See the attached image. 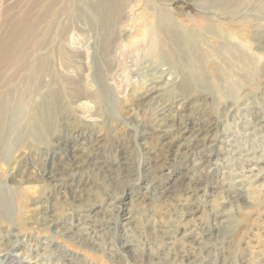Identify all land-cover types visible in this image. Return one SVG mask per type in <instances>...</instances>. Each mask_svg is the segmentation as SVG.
I'll return each mask as SVG.
<instances>
[{"label":"rangeland","instance_id":"obj_1","mask_svg":"<svg viewBox=\"0 0 264 264\" xmlns=\"http://www.w3.org/2000/svg\"><path fill=\"white\" fill-rule=\"evenodd\" d=\"M100 1L3 63L0 264H264V0Z\"/></svg>","mask_w":264,"mask_h":264},{"label":"bare ground","instance_id":"obj_2","mask_svg":"<svg viewBox=\"0 0 264 264\" xmlns=\"http://www.w3.org/2000/svg\"><path fill=\"white\" fill-rule=\"evenodd\" d=\"M18 1L19 0H14V2H12V4L15 5V3H17ZM103 2L107 3V0H103L102 2L100 1L99 6H101V7L98 8V11L102 12V14H103V12H106L105 9L103 10V8L105 6V4ZM40 8H41V10H42V8H44V11H41ZM53 8H54L53 4L52 5L47 4L46 0H36V2L34 4H32L30 7L26 8L25 10H23L21 15L18 16L15 23L13 24V30H11V32L6 33V34L2 33L0 35V73L2 72V69H3V67H2L3 63H7L9 66L7 71L9 72V75H10V81H15V77L22 70V68H20V67H19L20 69H17L16 63L19 62V60L24 57V54L26 51L22 47V44H24V41H26V39H27V40H29L28 43L30 45H32L33 42L35 41V38H36L35 32L38 30V28L40 27L41 24L46 23V22L48 24V21H49V25H50L51 29H53L55 27V24L58 23L59 13H56L55 19L52 20L53 16H54V12L51 13ZM109 10H110V7H108V11ZM93 13H94V15L98 16V14H96V13H98L97 11L94 10ZM9 22H11V21H9ZM159 36L161 37L162 35L159 34ZM38 48H39V45L35 46V51H39ZM27 68L29 70L30 66H28ZM24 69H26V68H24ZM41 70H44V69L40 65H36V66H34L33 72L38 73ZM27 76L28 75H25L24 79H26ZM18 77H19V75H18ZM65 85L68 86L67 83ZM78 87H79V85H78ZM51 98L48 97V100ZM0 116L3 117V121L2 122L0 121V123H1L0 124V133L3 136V134L5 133L3 124H4L6 112H4L2 109L0 111ZM2 136L0 137V148L3 147L2 145L4 143L6 144V139H7V138H3ZM70 148H71V146H68L67 151H69Z\"/></svg>","mask_w":264,"mask_h":264}]
</instances>
